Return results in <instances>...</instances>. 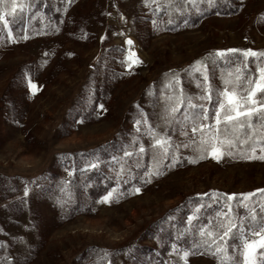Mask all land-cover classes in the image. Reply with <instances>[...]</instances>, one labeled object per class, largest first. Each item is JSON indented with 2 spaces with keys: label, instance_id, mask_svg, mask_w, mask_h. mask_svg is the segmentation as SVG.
<instances>
[{
  "label": "rangeland",
  "instance_id": "rangeland-1",
  "mask_svg": "<svg viewBox=\"0 0 264 264\" xmlns=\"http://www.w3.org/2000/svg\"><path fill=\"white\" fill-rule=\"evenodd\" d=\"M157 2L71 0L63 25L52 35L24 31L14 37L3 24L8 38L0 37V264H89L98 257L94 247L112 255L114 264H225L210 254L182 250L169 236L162 241L168 248L165 262L159 263L150 253L159 249L153 224L191 196L221 192L233 198L264 190V150L237 157L227 146L222 115L216 125L215 112L206 124L209 131L187 114L169 119L165 109L175 81L198 96L212 74L226 105V90L238 96V75L204 70L212 52L253 50L260 59L259 77L264 0H237L231 15L212 14L174 30L159 27ZM213 133L219 159L201 143ZM115 136L125 140L126 150L94 157L83 169L105 162L108 172L122 174L132 163L117 157L135 152L148 158L147 178L128 192L112 186L109 202L101 200L107 192L89 206L84 193L83 207L74 212L77 192L69 185L72 172L62 165L63 155L91 150ZM160 138L167 141L166 153L155 144ZM252 240L259 237L252 234L238 248L240 264ZM260 247L250 253L255 264H264Z\"/></svg>",
  "mask_w": 264,
  "mask_h": 264
},
{
  "label": "trees",
  "instance_id": "trees-1",
  "mask_svg": "<svg viewBox=\"0 0 264 264\" xmlns=\"http://www.w3.org/2000/svg\"><path fill=\"white\" fill-rule=\"evenodd\" d=\"M17 2L19 3L20 0ZM23 2L27 5L23 11L18 9L11 16L5 11V18L9 21L8 27L13 30L14 37H20L24 31L30 33L41 31L48 35L57 33L71 5V0H23ZM10 7V0L0 4V9L6 10ZM237 8V0H212L211 4L204 0H196L195 5L186 0H158L153 11L160 28L174 30L176 27L195 26L212 14L231 15L237 11ZM0 37L8 38V31L6 32L1 22ZM258 64L260 59L256 56L248 57L238 51L223 53L215 51L211 53L207 68L204 70L212 74L217 68L223 73L238 75V96L243 97L241 101L243 105L247 101L249 80L257 78ZM213 78L212 74L210 80L203 81L202 95L198 96L175 81L170 86L171 93L167 99L166 116L171 119L187 114L199 124L209 123L214 118L219 102L222 101ZM207 96H211V99H207ZM255 98L258 104L264 102V96L260 93H257ZM173 108L176 110L173 111ZM205 114L207 119L204 118ZM240 124L244 126L240 127ZM249 124L251 127H248ZM225 128L227 146L235 156L245 157L264 150V109L258 108L250 117L244 115L236 117L235 121H225ZM124 143L125 140L115 136L91 150L74 153V155L70 153L63 155L62 165L72 172L69 185L77 192L71 206L74 212L83 207L84 193L91 198L88 201L90 206L114 185L118 186L122 193L144 183L148 167V158L145 154L140 157L141 155L134 152L127 157H117V160L122 161L126 158L132 163L122 174L117 171L108 172L109 166L105 162L83 169V165L94 162V157L99 156L105 159L111 156V152L122 154L126 150L124 147L121 148ZM228 197L221 192H210L206 195L186 198L183 204L176 208L180 215L176 213L175 216L170 217L169 214L176 210L174 209L166 217L154 222L155 227L152 229L157 232L156 241H158L159 249H152L150 253L157 256L159 263H164L165 250L168 248L162 246V241L169 236V243L176 244L182 250L210 254L225 264H240L242 257L238 248L243 247V243L251 238L254 232L264 227V192L260 191L248 197L240 194L231 200ZM190 214L193 217L189 223H186ZM226 230L227 236L224 235ZM142 246L146 248L145 245ZM93 250L98 257L95 258L93 255L92 259H89V264H114V261L110 260L112 255L106 254L103 248L94 247ZM257 252L258 258L264 263V247H260Z\"/></svg>",
  "mask_w": 264,
  "mask_h": 264
},
{
  "label": "snow or ice",
  "instance_id": "snow-or-ice-1",
  "mask_svg": "<svg viewBox=\"0 0 264 264\" xmlns=\"http://www.w3.org/2000/svg\"><path fill=\"white\" fill-rule=\"evenodd\" d=\"M6 2V0H0V4H4ZM186 2H191L193 5H195L196 0H186ZM11 3V7L8 9H0V22H3L5 27H8L9 21L5 18V11H7L8 15L11 16L14 13H16V11L19 9L21 11H23V9L27 6L23 0H20V2L18 3L17 0H10ZM208 3L211 4L212 0H208ZM25 39H27V36L24 37ZM9 39H11V31H9ZM128 44H131L132 41L129 40L127 41ZM226 51L228 52H235V51H239L237 49H227ZM244 55L245 56H256L257 53L254 52L251 49H246L243 50ZM134 55V54H133ZM260 55H264V53H261ZM134 63H138L139 60H133ZM197 63H199V61H197ZM131 66V65H129ZM260 75L258 78H256L255 80H249V88L247 90V101L243 104V111H241V101L243 100V97H238L234 92H229V91H225L223 93V95L226 97V101H227V107L225 105L224 101H220L219 102V107L216 109V119H215V123L216 125H219L221 122V115L223 116V120L224 121H235L236 117H240V116H244V115H248L249 117L251 116V114L255 113L257 108L260 109H264V102H261L258 104L256 97L257 93H260L262 96H264V68L259 69ZM29 86L32 89H36V85L33 84L31 81H29ZM207 99H211V96H207ZM101 108H103V105L100 106ZM173 111H175L176 109L173 108ZM221 110H223V113L221 112ZM235 113V115H232V113ZM205 119H207V114H205ZM137 123H140V121H137ZM240 127H243V124L239 125ZM206 127H208V130L211 131V127L210 126H206L204 123H200L199 124V129L203 130ZM248 127H251V124L248 125ZM196 131H198L196 126H193L192 128V132L195 133ZM218 132V129H217ZM218 137L216 135V133H213V135L211 137H205L202 140V144L204 145H208L211 148V152L210 154L214 155L217 159L220 158L221 156V151L220 149H218L214 144H211V141L216 140ZM155 144L159 145L164 152L166 153L168 151L167 148V141L166 139L160 138V139H155ZM139 151L142 153L144 152V147L141 146ZM125 155H131V153L125 152ZM201 158H203V153L201 154ZM249 159H251L252 157H248ZM260 159H264V156H261ZM195 162V161H193ZM158 174V172H157ZM140 189L136 188V192H139ZM257 191H261L264 192V190L258 189ZM113 193L112 192H108L105 196H103L101 198V200L103 202H109L110 197H112ZM245 197L251 196L252 193H245L243 194ZM229 200L232 199V196L229 195L228 197ZM189 219L191 220L192 217H189ZM231 227H235V225H231ZM261 233H264V227H262L260 229V232H254L253 235L258 236L259 240H252L248 243L245 244V248L248 250L245 253V260H244V264H255V262L250 258V253L251 251L254 249L255 246H257L259 244V246L264 247V235H261ZM209 235H211V233H208ZM224 235L227 236L228 235V231L226 230L224 232ZM188 253L185 252L184 256H187Z\"/></svg>",
  "mask_w": 264,
  "mask_h": 264
}]
</instances>
